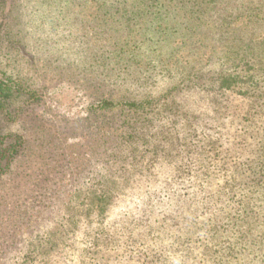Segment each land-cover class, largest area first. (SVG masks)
<instances>
[{"label": "rangeland", "instance_id": "374dc122", "mask_svg": "<svg viewBox=\"0 0 264 264\" xmlns=\"http://www.w3.org/2000/svg\"><path fill=\"white\" fill-rule=\"evenodd\" d=\"M181 3L0 0V78L14 79L22 92L11 113H0V139L16 144L0 172V264H191L188 257L202 250L203 241L192 239L195 227L210 230L225 212L195 197L178 211L188 229L171 228L182 157L153 156L147 147L152 133L176 129L170 118L138 116L126 101L171 85V55L201 66L232 40L220 38L211 21L263 15L264 0L213 1L187 42L193 12ZM246 24L238 21L244 36L264 35V20ZM219 66L213 59L205 70ZM207 96L198 89L178 95L180 114L190 116L177 124L181 141L187 119L205 128L214 110ZM194 167L196 176L208 168ZM247 181L240 194L256 198L254 179Z\"/></svg>", "mask_w": 264, "mask_h": 264}, {"label": "trees", "instance_id": "16d2710c", "mask_svg": "<svg viewBox=\"0 0 264 264\" xmlns=\"http://www.w3.org/2000/svg\"><path fill=\"white\" fill-rule=\"evenodd\" d=\"M149 1L151 5L168 7L172 3V0ZM181 1L186 13L193 12L189 18L194 26L188 23L184 28L188 30L187 42L193 35L189 33L191 28L197 29L198 25L206 23V14L217 0ZM261 13V10L232 13L229 18L224 16L218 25L211 21V29L219 30L220 38L226 36L232 40L212 50L201 66L196 58L185 61L171 55V72L166 71L174 80L165 91L151 95L143 90L140 94L143 98L125 100L128 110L132 107L134 111H131L138 116L170 118L171 126L174 124L176 129L175 132L166 128L152 133L150 136L156 139L147 147L153 156L173 153L182 157H179L175 174L176 178L180 177V184L171 187V228L188 229L187 217L178 211L185 208L187 201L193 204L195 197H205L208 199L205 204H215L220 213L225 212L220 214L219 221L212 218L210 230L207 226L195 227L192 239L203 241V247L199 256L188 257L193 259L191 264H264V35L244 36L238 25L240 19L247 21V27L263 21ZM230 32L234 35H228ZM157 57L164 59L161 53ZM213 59L222 67L205 70ZM194 89L207 92L214 110L208 115V121L203 122V131L197 130L193 118L187 119L188 132L184 131L185 140L181 141L177 124L182 117L190 116L180 114L184 108L178 95ZM21 94L14 79L0 78V113H11L10 107ZM15 147L13 141L0 139V172H5L15 158ZM174 149L176 151H172ZM197 164L208 167L200 176L195 175L194 165ZM216 176L220 180L211 186ZM248 179H254L252 188L256 187L250 190L260 193L256 198L247 197L248 192L240 194V190L247 187L244 183H248ZM260 198L262 203L258 202ZM197 256L200 259L194 261ZM144 260L148 263L146 257Z\"/></svg>", "mask_w": 264, "mask_h": 264}]
</instances>
